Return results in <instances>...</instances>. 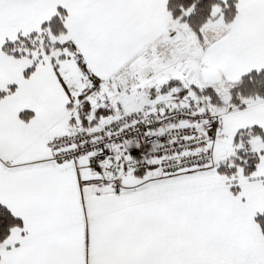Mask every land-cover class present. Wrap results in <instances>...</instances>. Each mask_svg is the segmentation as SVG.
<instances>
[{
	"label": "snow or ice",
	"instance_id": "snow-or-ice-1",
	"mask_svg": "<svg viewBox=\"0 0 264 264\" xmlns=\"http://www.w3.org/2000/svg\"><path fill=\"white\" fill-rule=\"evenodd\" d=\"M0 264H264V0H0Z\"/></svg>",
	"mask_w": 264,
	"mask_h": 264
}]
</instances>
